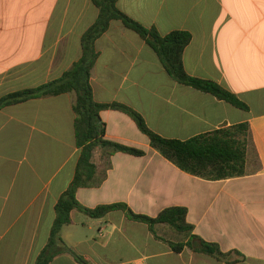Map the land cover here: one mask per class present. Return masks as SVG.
<instances>
[{"label": "crops", "instance_id": "crops-1", "mask_svg": "<svg viewBox=\"0 0 264 264\" xmlns=\"http://www.w3.org/2000/svg\"><path fill=\"white\" fill-rule=\"evenodd\" d=\"M118 8L162 36L190 33L187 73L214 81L248 109L178 83L156 52L119 21L95 45V100L133 108L168 139L248 123L245 173L219 181L189 175L154 150L129 116L106 110V139L146 155H113L104 182L80 188L79 202L91 209L124 203L150 217L186 207L194 235L232 253L236 264H264V0H119ZM98 16L93 0H0V99L60 79L81 58V38ZM75 101L68 93L0 110V264H36L48 244L57 202L80 157ZM102 157L98 148V177L105 173ZM71 219L61 237L89 264H228L188 248L175 253L119 210L101 219L74 210ZM156 232L185 240L166 225ZM51 264L80 263L63 253Z\"/></svg>", "mask_w": 264, "mask_h": 264}, {"label": "trees", "instance_id": "trees-1", "mask_svg": "<svg viewBox=\"0 0 264 264\" xmlns=\"http://www.w3.org/2000/svg\"><path fill=\"white\" fill-rule=\"evenodd\" d=\"M118 2L119 0H93L99 10V16L81 38V58L60 79L37 88L8 94L0 99L1 110L32 99L58 97L68 93L76 94L73 106L74 128L80 157L72 183L57 202L56 218L48 244L37 258L36 264H51L63 253L72 254L80 264H89L86 259L70 249L61 237L63 228L72 223L71 213L74 210L92 219H101L119 210L124 212L129 220L146 224L155 238L167 242L175 253H182L188 248L195 253L211 256L220 262L236 264L238 260L229 259L232 253H224L217 243L207 242L192 233L194 227L187 221L186 207L166 208L156 217H150L133 212L124 203L87 208L77 198L80 188L98 187L104 182L106 171L111 168V157L116 153L135 157L146 155L143 149L106 139V124L101 119V113L106 110L118 111L129 116L139 131L149 139L154 150L189 175L219 181L241 177L245 173L250 130L248 123L221 128L188 140L168 139L155 133L148 126L145 118L133 108L121 103L102 104L95 100L91 85V73L98 59L95 45L97 40L109 30L111 23L119 21L127 29L137 33L156 52L170 76L178 83L212 94L239 109H248L236 96L214 81L193 77L187 73L183 58L186 48L192 41L190 33L174 31L162 36L155 28H146L123 13L118 8ZM98 148L103 152L102 159L105 167V173L99 177L98 168L93 162L94 153ZM158 225L171 227L185 240L175 242L159 237L156 232Z\"/></svg>", "mask_w": 264, "mask_h": 264}, {"label": "rangeland", "instance_id": "rangeland-1", "mask_svg": "<svg viewBox=\"0 0 264 264\" xmlns=\"http://www.w3.org/2000/svg\"><path fill=\"white\" fill-rule=\"evenodd\" d=\"M102 165H103V163H102Z\"/></svg>", "mask_w": 264, "mask_h": 264}]
</instances>
